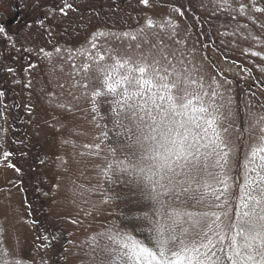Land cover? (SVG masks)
<instances>
[{
	"label": "rangeland",
	"instance_id": "obj_1",
	"mask_svg": "<svg viewBox=\"0 0 264 264\" xmlns=\"http://www.w3.org/2000/svg\"><path fill=\"white\" fill-rule=\"evenodd\" d=\"M82 1L0 0V100L9 98L20 116L17 131L0 122V264H89L107 243L100 234L129 227L137 237L146 229L142 211L134 220L122 210L126 179L105 175L127 162L107 120L116 105L98 72L113 63L105 50L136 60L139 43L148 63L186 68L216 91L239 167L249 136L260 135L252 115L259 112L249 107L252 99L264 106L254 90L264 81V0ZM12 16L18 22L8 24ZM14 111L5 107L0 120ZM17 132L22 138L8 144Z\"/></svg>",
	"mask_w": 264,
	"mask_h": 264
},
{
	"label": "snow or ice",
	"instance_id": "obj_2",
	"mask_svg": "<svg viewBox=\"0 0 264 264\" xmlns=\"http://www.w3.org/2000/svg\"><path fill=\"white\" fill-rule=\"evenodd\" d=\"M141 47L136 45V60L105 50L113 63L98 72L106 94L114 96L112 132L127 149V163L117 168L152 205L145 216L150 245L130 230L110 229L100 234L107 240L100 264H264V111L252 114L260 135L246 149L240 174L233 175L227 128L220 127L223 105L216 103L222 97L206 91L186 68L177 70L167 56L171 68L158 59L148 63ZM117 168L109 166L105 175Z\"/></svg>",
	"mask_w": 264,
	"mask_h": 264
},
{
	"label": "trees",
	"instance_id": "obj_3",
	"mask_svg": "<svg viewBox=\"0 0 264 264\" xmlns=\"http://www.w3.org/2000/svg\"><path fill=\"white\" fill-rule=\"evenodd\" d=\"M130 191H127V190H125L123 193L127 196V197H125V199L127 198V199H129V203L127 204V205H125V204H123V206H124V213L125 212H130V211H136V210H138V211H141V208L143 207V206H145V205H149V202H146V201H143L144 199L140 196V193L141 194H143V192H142V189L140 188V187H138L137 185L136 186H129V188H128ZM137 191V193H135V191ZM132 192H134L133 193V195L131 196V194H132ZM145 216L146 215H141V218H138L139 220V222L141 223V219L143 220V221H146L145 220ZM134 220H137V218H136V213H135V215H134ZM40 227L41 226H39V229H40ZM129 230H132V228H129V227H127ZM43 228L41 227V231H43V232H45L44 231V229L42 230ZM40 231V232H41ZM46 234H47V232H45ZM144 233H148V231L146 230V229H144V230H141L140 232H139V234L137 235V233H136V235H137V238H140V237H142V235L144 234ZM46 237V236H45ZM47 238H49L48 236H47ZM150 238V237H149ZM93 263V261L91 262V264ZM98 264V263H97Z\"/></svg>",
	"mask_w": 264,
	"mask_h": 264
}]
</instances>
